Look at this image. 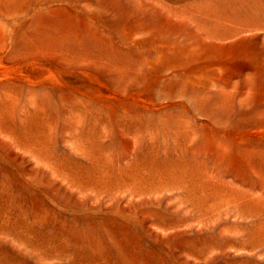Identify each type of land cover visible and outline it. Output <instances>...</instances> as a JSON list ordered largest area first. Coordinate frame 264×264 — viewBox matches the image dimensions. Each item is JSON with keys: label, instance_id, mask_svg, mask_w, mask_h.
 I'll use <instances>...</instances> for the list:
<instances>
[{"label": "rangeland", "instance_id": "rangeland-1", "mask_svg": "<svg viewBox=\"0 0 264 264\" xmlns=\"http://www.w3.org/2000/svg\"><path fill=\"white\" fill-rule=\"evenodd\" d=\"M0 264H264V0H0Z\"/></svg>", "mask_w": 264, "mask_h": 264}]
</instances>
